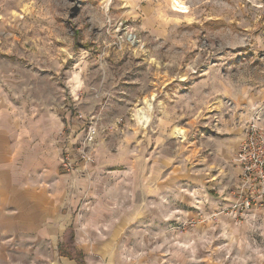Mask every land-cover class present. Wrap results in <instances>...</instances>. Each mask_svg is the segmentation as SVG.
<instances>
[{
	"label": "rangeland",
	"instance_id": "obj_1",
	"mask_svg": "<svg viewBox=\"0 0 264 264\" xmlns=\"http://www.w3.org/2000/svg\"><path fill=\"white\" fill-rule=\"evenodd\" d=\"M31 2L44 6L48 0ZM17 3L22 6L17 8ZM28 3L29 0H9L5 7V0H0L2 113L13 120L20 116L17 120L21 128L27 129L32 128L34 122L46 121L54 112L60 111L65 115V120L73 119L83 126L81 142L97 121V129L101 134L97 150L99 146L110 142L112 155H120L123 159L116 166L104 167L103 173L99 174L100 177L108 176L110 172V176L122 179L120 185L112 188L114 199L128 194L131 199L137 200L141 192L140 179L146 177L149 182H153L158 175L155 172L158 167L155 161V145L157 147L158 144L155 141L160 133L163 134L165 144L162 151L166 159L174 156V165L179 167V175H186V138L177 134L172 142L167 137L176 128L186 127L191 131L202 129L204 122L208 124L207 130L210 127L215 129L219 121L217 116L209 114V119L208 116L203 119L206 112L203 110L207 104L210 107L208 112L215 110L217 113L225 111V106L233 108L232 102L236 103L237 100L240 105L256 102L261 107L258 109L264 108V55L257 57L253 54L235 65L221 68L220 72L227 79L212 83L205 82L209 78L208 69L216 64V60L208 56L201 63L202 58L199 56L204 47L212 46L209 33L219 30L221 26L232 25L238 30L248 31V26L255 21L253 34L264 32V14H260L262 10L254 8L249 0H207L208 7L202 22L193 20L192 24L181 20L179 13L169 15L168 8L160 6V0H67L70 5L67 20L62 15L53 16L50 27L54 31L72 32L79 37L73 42V55L61 62L63 69L75 61L88 74V89H83L86 90L84 95L78 91L75 96L70 95L60 82L62 73L54 71L56 53L53 47H64L62 41L54 40L47 50L38 47L31 54L25 52L30 44L20 46L21 34L17 24L32 25L34 22V18L28 15ZM103 3L107 4L106 12ZM56 11L62 12L64 9L57 8ZM172 11L175 12L174 7ZM157 14L159 21L155 18ZM39 23L49 26L47 19ZM131 33L137 35L135 43L128 40ZM27 35L33 36L34 33L28 31ZM13 40L19 52L10 50ZM190 62H194L203 71L193 72L184 79L177 78L176 73L184 74ZM33 65L35 69L30 71ZM15 72L27 75L23 80L17 78L12 84H7L3 78ZM96 86L101 89L102 101L90 113L86 110L88 103L80 100L89 98ZM9 87H13L15 94L9 93ZM9 104L11 109H8ZM182 108L186 110L182 111ZM12 109H16V112L13 113ZM193 115L196 117L195 122H192ZM225 115L226 112L222 116ZM252 119L261 124L256 116ZM118 145L123 146L117 149ZM140 146L144 147L143 151ZM79 147L76 148L77 157ZM75 163L79 167L71 173L92 164L79 163L77 159ZM167 165V162L163 165L164 176L170 173ZM107 196L106 202L110 200V190ZM84 203L80 211H84ZM218 237L217 233L212 234L211 239L218 241ZM167 238L168 235L163 240ZM262 238V234H257L249 238L251 245L228 247L225 253L222 249L212 248L209 253L196 250V254L208 253L213 257L225 254L226 264H264V246L260 242ZM156 239H153V247L160 244ZM165 246L162 245L164 253L169 251ZM236 257L244 258L236 261Z\"/></svg>",
	"mask_w": 264,
	"mask_h": 264
},
{
	"label": "crops",
	"instance_id": "obj_2",
	"mask_svg": "<svg viewBox=\"0 0 264 264\" xmlns=\"http://www.w3.org/2000/svg\"><path fill=\"white\" fill-rule=\"evenodd\" d=\"M93 90L80 100L90 113L102 101L101 89ZM232 104L233 110L225 106L222 113L208 112L206 105L203 119L214 114L218 125L207 130L204 122L187 135L185 176L174 156L166 159L163 134L156 136L158 175L153 182L140 179L137 200L128 194L114 199L112 188L122 179L110 172L99 176L104 167L123 162L112 155L110 142L99 146L86 169L64 174L60 161L65 155L77 159L83 126L56 111L24 129L0 107V264H226L225 254L213 257L210 250L249 246L257 234L264 246V207H254L242 220L229 211L240 184L237 156L246 124L256 116L264 126V108ZM169 137L173 142L175 135ZM166 162L170 173L164 176ZM216 233L218 241L211 239ZM154 238L160 244L153 247ZM199 249L208 253L197 255Z\"/></svg>",
	"mask_w": 264,
	"mask_h": 264
},
{
	"label": "clouds",
	"instance_id": "obj_3",
	"mask_svg": "<svg viewBox=\"0 0 264 264\" xmlns=\"http://www.w3.org/2000/svg\"><path fill=\"white\" fill-rule=\"evenodd\" d=\"M8 2L9 0H5V7L8 6ZM249 3L254 8L262 10L260 14H264V0H249ZM175 5H180V7L176 8L175 12H173L172 8ZM21 6L22 5L19 3L16 4L17 8H20ZM160 6H166L169 10V15L179 13L181 20H186L188 24H192L193 20L197 23L202 22L205 15V9L208 7V4L207 0H160ZM69 7L70 5L67 3V0H48V3L44 6L34 5L31 0H29L28 8L30 9V12L28 15L34 18V22L32 25L18 23L17 29L21 34L20 46L23 47L24 45L30 44V46L25 49V52L29 54H31L33 50L38 47L47 50V47L51 45L54 40H59L64 43L65 46L62 48L53 47V51L56 53L54 58V71L56 73H62L59 77L60 82L70 95L75 96L76 92L86 87L88 74L85 69L80 68L75 61L73 64H69L63 69L61 68V62L67 60L73 55V42L78 40L79 37L72 32L54 31L50 27L53 16L62 15L65 20H67V9ZM102 7L106 12L107 4L103 3ZM57 8L64 9V11L57 12ZM155 18L159 21L158 14ZM232 18L234 19L235 17L233 16ZM256 18L258 19L259 15H257ZM42 19H47L49 21V26L41 25L39 21ZM80 19L82 20L83 17ZM81 27H83L82 24ZM254 27L255 21H253L252 25L248 26V31L238 30L232 25H224L221 26L219 30L209 33V37L212 40V46L204 47L199 53V56L202 58L201 63L207 60L208 56H212L216 60V64L209 67V78L205 83L224 82L227 78L220 72L221 68L235 65L239 63L240 60L246 59L248 56L253 54H256L257 57L264 55V32H259L254 35L252 31ZM28 31H32L34 35L28 36ZM201 31H204V29L201 28ZM41 33H43V35H41ZM12 49H15L17 52L20 51V49L16 46L15 40H13L10 50ZM34 69L35 65H33L30 71ZM197 71L202 72L203 70L199 69L198 65L194 62H190L189 66L186 67L185 73L180 74L177 72L176 77L184 79L191 76L193 72ZM25 75L27 74L20 72L8 73L3 79L7 82V84H12L13 81L17 80V78L23 80ZM77 84H79V88H77ZM73 89H75V91H73ZM0 92H3V88H0ZM9 93L15 94V92H13V87H9ZM8 109H11L10 104L8 105ZM8 109H5V111L7 112ZM184 110H186V108H182V111ZM12 112L15 113L16 109H12ZM21 115H23V113H21ZM19 118L20 116H17V119ZM177 134L180 137L187 138V135L191 134V129L186 127L176 128L173 135Z\"/></svg>",
	"mask_w": 264,
	"mask_h": 264
},
{
	"label": "built area",
	"instance_id": "obj_4",
	"mask_svg": "<svg viewBox=\"0 0 264 264\" xmlns=\"http://www.w3.org/2000/svg\"><path fill=\"white\" fill-rule=\"evenodd\" d=\"M128 40L135 43L137 35L131 33ZM245 133L237 156L241 167L240 184L236 190L237 199L229 209L237 219H244L254 207H264V126L252 119L247 124ZM100 135L95 121V126L90 127L78 148L79 163L90 164L94 161ZM60 167L63 172L71 173L76 170L77 165L66 155L62 158Z\"/></svg>",
	"mask_w": 264,
	"mask_h": 264
},
{
	"label": "bare ground",
	"instance_id": "obj_5",
	"mask_svg": "<svg viewBox=\"0 0 264 264\" xmlns=\"http://www.w3.org/2000/svg\"><path fill=\"white\" fill-rule=\"evenodd\" d=\"M174 7V9H176V8H179L180 7V5H175V6H173Z\"/></svg>",
	"mask_w": 264,
	"mask_h": 264
}]
</instances>
